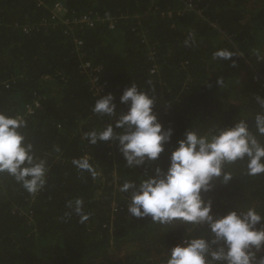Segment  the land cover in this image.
<instances>
[{
  "label": "trees",
  "instance_id": "trees-1",
  "mask_svg": "<svg viewBox=\"0 0 264 264\" xmlns=\"http://www.w3.org/2000/svg\"><path fill=\"white\" fill-rule=\"evenodd\" d=\"M41 1L0 0V112L16 117L41 99L42 109L24 119L20 131L48 168L36 194L0 173V264H166L181 237H209L207 225L130 217V193L120 189L126 182L139 185L156 166L166 168L187 130L210 137L243 120L264 144L255 127L256 115L264 113L256 97L264 98V88L252 78L255 70L264 77V0H190L191 9L185 0ZM56 2L69 17L100 20L93 28L69 29L53 19ZM218 50L234 55L213 59ZM81 58L101 68L100 86L115 97L118 114L127 111L119 98L133 83L154 96L159 122L174 130L158 161L130 168L115 141L84 139L115 118L92 111L99 98L80 70ZM85 155L95 178L72 164ZM224 171L232 180L214 181L205 194L213 214L254 209L264 217V174L248 175L246 161L225 164ZM75 199L90 214L84 223L67 207Z\"/></svg>",
  "mask_w": 264,
  "mask_h": 264
},
{
  "label": "clouds",
  "instance_id": "clouds-1",
  "mask_svg": "<svg viewBox=\"0 0 264 264\" xmlns=\"http://www.w3.org/2000/svg\"><path fill=\"white\" fill-rule=\"evenodd\" d=\"M184 43L189 46V40ZM233 55L230 51L218 50L213 53V59L227 61ZM256 100L264 109V98L257 95ZM114 101L111 93L96 99L92 111L115 120L103 130L86 132L84 139L92 145L115 141L130 168L158 161L165 145L172 143L174 130L165 129L159 122L153 111L154 96L133 83L119 98L127 111L118 114ZM25 127L26 121L22 118L0 112V173L14 177L28 193L36 194L46 184L47 161L38 158L33 145L26 142L20 131ZM255 127L264 136V113L256 115ZM116 129L122 131L117 133ZM237 161H246L250 176L264 174V144L243 120L219 129L210 137L193 130L185 131L168 155L166 168L156 166L139 185L134 182L122 185L120 190L130 193L127 206L130 217L150 218L160 225L174 221L207 225L209 237L185 238L171 248L166 264H264V255H257L264 251V217L254 209L230 210L217 216L213 214V202L205 199V194L214 190V181L227 185L232 180L224 165ZM72 164L90 172L93 178L97 175L87 155L73 159ZM67 207L75 211L81 223L89 219L81 199L69 201Z\"/></svg>",
  "mask_w": 264,
  "mask_h": 264
},
{
  "label": "built area",
  "instance_id": "built-area-1",
  "mask_svg": "<svg viewBox=\"0 0 264 264\" xmlns=\"http://www.w3.org/2000/svg\"><path fill=\"white\" fill-rule=\"evenodd\" d=\"M39 4H42V1L39 0ZM186 7L191 9L193 7L190 0H185ZM51 13L54 15L53 19H57L60 23H62L64 26H66L69 29H85V28H93L96 23L100 20L98 16H91V15H80V16H68V11L66 8V5L61 2H56L52 8ZM104 22V20H101ZM106 21L109 23V28H114V22L111 18H106ZM74 45L77 49V51H80L82 49V43L78 39L74 40ZM80 70L84 75L87 77V83L89 84L91 90L93 91L94 95L98 98H101L105 96L103 94V89L100 86L99 80H98V74L101 70L100 67H94L89 62L83 60L81 58L80 60ZM154 72V70H152ZM253 74V81L258 83L261 88H264V77L263 75L259 74L258 72L254 71ZM42 109L41 106V99L36 98L33 99L29 104L26 105L25 109L22 111V114L19 113L16 115V117H20L23 120L26 118H29L31 115L35 113L36 110ZM112 145V144H111ZM186 237H181L179 239V243L184 240Z\"/></svg>",
  "mask_w": 264,
  "mask_h": 264
},
{
  "label": "rangeland",
  "instance_id": "rangeland-1",
  "mask_svg": "<svg viewBox=\"0 0 264 264\" xmlns=\"http://www.w3.org/2000/svg\"><path fill=\"white\" fill-rule=\"evenodd\" d=\"M263 55H264V53H263ZM256 71V70H255Z\"/></svg>",
  "mask_w": 264,
  "mask_h": 264
}]
</instances>
